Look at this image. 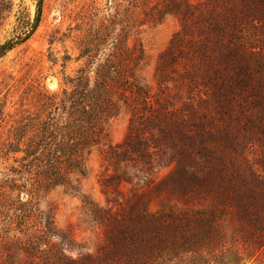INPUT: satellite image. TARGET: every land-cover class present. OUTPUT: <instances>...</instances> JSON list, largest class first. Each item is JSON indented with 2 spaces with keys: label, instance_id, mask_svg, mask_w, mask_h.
Listing matches in <instances>:
<instances>
[{
  "label": "rangeland",
  "instance_id": "1",
  "mask_svg": "<svg viewBox=\"0 0 264 264\" xmlns=\"http://www.w3.org/2000/svg\"><path fill=\"white\" fill-rule=\"evenodd\" d=\"M122 71L149 102L127 89L123 101L134 83ZM102 100L100 129H74L80 174L65 126ZM256 193L264 200L261 0H0V264L102 254L143 209L223 219L227 243H261L262 255Z\"/></svg>",
  "mask_w": 264,
  "mask_h": 264
},
{
  "label": "trees",
  "instance_id": "2",
  "mask_svg": "<svg viewBox=\"0 0 264 264\" xmlns=\"http://www.w3.org/2000/svg\"><path fill=\"white\" fill-rule=\"evenodd\" d=\"M264 5V0H261ZM37 19V18H36ZM142 57L134 55L133 60L138 62ZM137 64V63H136ZM121 83L133 79L132 85L123 88L121 96L123 101L127 99L126 90L131 96L141 98L149 102L150 95L143 91V87L137 82L138 77L134 72L120 73ZM241 86L245 84L240 81ZM131 83V82H130ZM86 89L78 94L87 95ZM73 103L74 99L71 100ZM104 100L101 101L103 103ZM93 106L80 105L83 111L82 117L71 119V124L66 123V141L68 145V160L75 170L82 174L81 152L79 145H83V137L74 130L76 126L84 129H100L105 116L111 115L106 110L105 102ZM70 104L71 106L75 107ZM79 116V115H78ZM62 119V118H60ZM100 120V123L98 122ZM96 124V126L90 124ZM90 125V126H88ZM91 134L95 131H90ZM88 140L92 137L86 135ZM259 195H252L247 199V206L257 205L264 207V200ZM181 221L178 228L172 227L170 221ZM192 221L197 228L190 230L188 222ZM227 226L224 220L214 221L210 217L195 214H180L158 211L149 212L145 209L137 211L131 219V225H123L117 235L111 239V248L102 254L91 255L79 253L77 257L62 259L57 264H264V251L261 255V243L256 246L252 242H241L236 236L227 243ZM237 235V234H235ZM252 235V233H250ZM254 236V235H253ZM192 257L195 262H187L185 259ZM206 257L205 261H201Z\"/></svg>",
  "mask_w": 264,
  "mask_h": 264
}]
</instances>
